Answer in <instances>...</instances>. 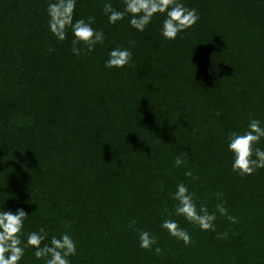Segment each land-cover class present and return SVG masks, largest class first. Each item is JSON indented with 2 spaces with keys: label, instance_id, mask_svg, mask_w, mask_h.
Instances as JSON below:
<instances>
[{
  "label": "trees",
  "instance_id": "16d2710c",
  "mask_svg": "<svg viewBox=\"0 0 264 264\" xmlns=\"http://www.w3.org/2000/svg\"><path fill=\"white\" fill-rule=\"evenodd\" d=\"M48 2L0 0V210L29 215L22 240L68 232L71 264H264V169L236 174L227 150L230 132L264 122V0H183L200 19L176 40L160 19L138 32L128 16L108 23L105 0H77L74 20L92 16L105 34L79 57L70 29L64 41L49 31ZM117 45L132 60L108 69ZM179 182L210 211L223 200L236 222L217 213L216 232L201 231L170 215ZM164 218L192 243L161 229ZM140 230L161 254L139 247ZM20 264L44 260L29 246Z\"/></svg>",
  "mask_w": 264,
  "mask_h": 264
},
{
  "label": "clouds",
  "instance_id": "9594fccd",
  "mask_svg": "<svg viewBox=\"0 0 264 264\" xmlns=\"http://www.w3.org/2000/svg\"><path fill=\"white\" fill-rule=\"evenodd\" d=\"M76 4L77 0H49L46 11L48 29L58 41H64L68 29L71 30V52L79 57L85 51L92 52L96 45L102 44L105 34L103 30L93 27L95 18L92 16L74 20ZM103 12L110 24H116L128 16L129 25L138 32H143L154 18L160 19L159 31L166 40H176L178 35L192 28L200 19L197 10L187 7L183 0H124L122 11L114 8L110 0H105ZM48 50L55 51L51 47ZM132 56V51L127 47H112L108 50L105 67L124 68L130 64ZM262 138L264 122L260 119H250L245 130L228 134L227 150L232 154L230 166L233 172L240 176H250L257 170L264 169V148L258 146ZM184 164L185 160L180 156L175 158L176 167ZM184 175L197 179L191 169L186 170ZM169 195L174 201L170 215L182 217L201 231L216 232L217 213L227 216L233 223L236 222V218L229 215L223 200L215 205V210L210 211L206 204L198 202L195 193L184 182L177 183L175 190ZM221 195L216 194L218 200ZM28 217L23 208H18L15 212L0 210V264H20L29 246L34 248V256L43 259L44 264H71L69 257L77 255V241L73 236L63 232L59 236L53 235L50 242L43 243L48 239V233L40 228L39 231L28 232L25 242L22 237L25 234L24 222ZM160 227L185 246L192 243L191 233L181 226L178 219L164 218ZM217 235L223 239L227 232ZM138 240L141 249L154 251L157 255L163 251L158 246L157 236L149 230H140Z\"/></svg>",
  "mask_w": 264,
  "mask_h": 264
}]
</instances>
